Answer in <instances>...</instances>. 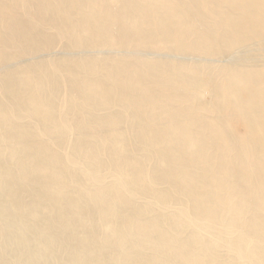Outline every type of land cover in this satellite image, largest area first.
Masks as SVG:
<instances>
[{
	"label": "bare ground",
	"instance_id": "6f19581e",
	"mask_svg": "<svg viewBox=\"0 0 264 264\" xmlns=\"http://www.w3.org/2000/svg\"><path fill=\"white\" fill-rule=\"evenodd\" d=\"M0 264H264V0H0Z\"/></svg>",
	"mask_w": 264,
	"mask_h": 264
}]
</instances>
